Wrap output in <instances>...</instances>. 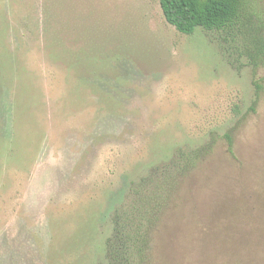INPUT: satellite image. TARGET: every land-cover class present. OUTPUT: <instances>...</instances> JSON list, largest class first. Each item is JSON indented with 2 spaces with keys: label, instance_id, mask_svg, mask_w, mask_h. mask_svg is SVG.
Returning <instances> with one entry per match:
<instances>
[{
  "label": "rangeland",
  "instance_id": "374dc122",
  "mask_svg": "<svg viewBox=\"0 0 264 264\" xmlns=\"http://www.w3.org/2000/svg\"><path fill=\"white\" fill-rule=\"evenodd\" d=\"M244 1L184 34L159 0H0V264H108L134 188L162 205L150 264H264V0Z\"/></svg>",
  "mask_w": 264,
  "mask_h": 264
},
{
  "label": "trees",
  "instance_id": "16d2710c",
  "mask_svg": "<svg viewBox=\"0 0 264 264\" xmlns=\"http://www.w3.org/2000/svg\"><path fill=\"white\" fill-rule=\"evenodd\" d=\"M159 3L166 21L184 34H192L198 27L207 30H227L238 27L245 12L244 0H159ZM239 30L240 33L246 34V31ZM58 36L54 34L48 38V44L51 48L53 47L52 49L60 40ZM262 46L258 49L257 60L264 58V45ZM257 60L254 59L255 63ZM226 137L230 150H233L232 136L226 134ZM212 145L213 143L207 147L210 148ZM202 150L203 148L180 149L175 155L174 164L165 166L156 184L163 187L173 182L176 170L193 168L202 156ZM145 181V187L149 188L147 179ZM152 191L146 193L148 198L140 196L139 189H133V192H137L138 195L135 203L131 209L124 210L123 215L115 219L114 235L108 240V264H150L152 224L158 219L159 208L162 206L157 201H153Z\"/></svg>",
  "mask_w": 264,
  "mask_h": 264
}]
</instances>
